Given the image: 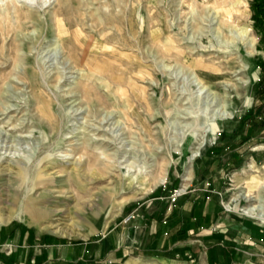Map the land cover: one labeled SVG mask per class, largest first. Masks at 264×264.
Instances as JSON below:
<instances>
[{
  "label": "rangeland",
  "instance_id": "374dc122",
  "mask_svg": "<svg viewBox=\"0 0 264 264\" xmlns=\"http://www.w3.org/2000/svg\"><path fill=\"white\" fill-rule=\"evenodd\" d=\"M263 1L0 0V264H217L223 198L264 224Z\"/></svg>",
  "mask_w": 264,
  "mask_h": 264
},
{
  "label": "crops",
  "instance_id": "0c3cea01",
  "mask_svg": "<svg viewBox=\"0 0 264 264\" xmlns=\"http://www.w3.org/2000/svg\"><path fill=\"white\" fill-rule=\"evenodd\" d=\"M253 151L249 166L255 169L256 180L261 181L264 180L262 174L264 149L256 147ZM235 189L236 186L229 188V195L234 194ZM244 199V201H250L248 198L244 197ZM231 203L236 209L244 205L243 200L233 199ZM254 215L264 223V217ZM216 233L218 238L217 264H264V224L247 218L240 212L226 213L224 198L217 206Z\"/></svg>",
  "mask_w": 264,
  "mask_h": 264
},
{
  "label": "bare ground",
  "instance_id": "6f19581e",
  "mask_svg": "<svg viewBox=\"0 0 264 264\" xmlns=\"http://www.w3.org/2000/svg\"><path fill=\"white\" fill-rule=\"evenodd\" d=\"M219 1L220 0H214V3H215V5H217V4H219ZM222 1V0H221ZM212 5H213V3H212ZM211 5V6H212ZM220 5H218V7H219ZM218 10V9H217ZM219 11H222V9L221 10H219ZM233 12H237V10L235 11V10H233ZM232 12V13H233ZM231 13V12H230ZM214 20H216V19H218V17H215V18H213ZM56 30H57V33L59 34V38H60V41L63 43V41H65V39L68 37L67 36V27L65 26V24L64 23H62V22H57V25H56ZM153 39H157V35H154V38ZM205 63V62H204ZM191 65H192V67L199 73V77H198V81H199V83L200 84H202L203 85V87L204 86H206V83H207V80H211V79H213L212 77V75H210V74H207V73H205V71H203V67H204V64H203V62L202 61H195V62H192L191 63ZM190 65V66H191ZM226 115V114H225ZM166 181V176L165 177H163V178H161L158 182L160 183V184H162L163 182H165ZM248 197H250L249 195H247V194H245V198H248ZM246 212L247 213H245V214H258L259 216H261V217H264V214H263V209H262V207L261 206H254V207H249V209H246Z\"/></svg>",
  "mask_w": 264,
  "mask_h": 264
},
{
  "label": "trees",
  "instance_id": "16d2710c",
  "mask_svg": "<svg viewBox=\"0 0 264 264\" xmlns=\"http://www.w3.org/2000/svg\"><path fill=\"white\" fill-rule=\"evenodd\" d=\"M261 7H262V8H261V11H262L263 14H264V1H263V5H262ZM262 67H263V71H264V62L262 63ZM260 87H261L260 94H264V74H263V77H262V80H261Z\"/></svg>",
  "mask_w": 264,
  "mask_h": 264
},
{
  "label": "built area",
  "instance_id": "2783aa9c",
  "mask_svg": "<svg viewBox=\"0 0 264 264\" xmlns=\"http://www.w3.org/2000/svg\"><path fill=\"white\" fill-rule=\"evenodd\" d=\"M246 213V212H245ZM248 215V214H247Z\"/></svg>",
  "mask_w": 264,
  "mask_h": 264
}]
</instances>
